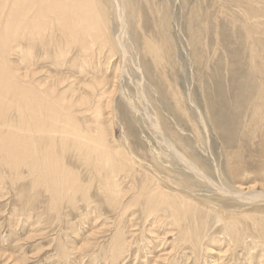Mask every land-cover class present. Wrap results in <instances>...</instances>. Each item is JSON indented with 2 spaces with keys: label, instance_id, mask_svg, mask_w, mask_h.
Segmentation results:
<instances>
[{
  "label": "rangeland",
  "instance_id": "obj_1",
  "mask_svg": "<svg viewBox=\"0 0 264 264\" xmlns=\"http://www.w3.org/2000/svg\"><path fill=\"white\" fill-rule=\"evenodd\" d=\"M254 1L133 0L132 5L136 6L139 15L140 23L136 25L134 36L138 45L146 38L160 50L158 65H153L147 55L144 62L147 63L151 84L158 91V96L160 93V100L163 103L168 101L174 109L172 112L164 106L169 134L199 164L204 160L210 163L213 160L221 167L227 164L225 173L228 179L241 183L243 188L264 189V126L251 119V102L256 96L259 74L254 73L249 64L247 45H252V38L246 33L250 27L247 15L264 21V0ZM0 16L3 15L0 13ZM262 28L264 25L260 28L261 34L254 35L257 45H264ZM59 48L65 49V45H59ZM69 51L68 56L59 58L53 51L43 53L40 47H34L29 55L34 62L29 67L17 50L9 52L8 60L13 70L20 67V71L27 75L24 78L26 82L40 81L43 89V85H56L62 96L67 97L73 87L71 96L85 95L87 84L96 78L109 86L108 80H112L115 73L113 65L117 61V53L104 54L95 50L84 58L75 47ZM72 59L73 65L70 66ZM84 67L86 73H78V68L82 71ZM122 68L121 88L139 96L140 103L146 105L144 94L135 92L136 81L134 85L128 80V71L132 74L133 66L129 63ZM14 85L13 82L0 89V97L7 99L14 91ZM117 92L118 89L111 94L116 110L114 118L111 119L112 105L103 111L105 129L110 132L113 128L116 140L125 131L131 150L150 165L147 148L154 142L147 135L148 129H143L149 122L148 113L141 111L135 114L139 122L127 119L124 97ZM174 92L177 93L178 104L172 100ZM156 94L149 90L152 107L159 108V103L154 102H159ZM3 102L6 103L5 100ZM10 106L8 119L11 122L19 117V112L15 110V103L10 102ZM194 107L203 116L205 126L195 118L197 112ZM190 108L195 110L194 113ZM202 136L205 140L208 138L205 146ZM76 168L80 180L86 179V169L82 166H74L73 169ZM22 174L27 175L28 171L23 169ZM88 194L94 204L92 209L88 208L82 194L77 196V208L72 204L56 205L50 202L46 188L34 190L28 179H19L16 172H7L0 166V264H113L110 255L119 232L117 222L121 223L123 218L117 221L115 212L105 206L96 181H93ZM204 194L197 197H205ZM214 197L218 196L215 194ZM216 201L217 208L229 216L227 219L235 215L234 220L239 226L242 228L244 225L238 233L246 237L239 243L236 240L231 242L222 233L223 223L219 222L207 236L211 239L207 242L210 250L199 252L197 257L179 234L164 230V226L159 228L160 222L155 231L149 232V223L140 219V210L135 209V213L129 211L125 219L135 218L137 225H129L128 229L123 225L127 239L124 253L115 264H167L163 260L167 252L171 255L169 264H261L264 236L256 237L258 241H255L251 221L244 217L247 214V217H259V228L264 229V199ZM128 230L130 237L126 234ZM174 236L176 246H173ZM172 247L176 249L170 251Z\"/></svg>",
  "mask_w": 264,
  "mask_h": 264
},
{
  "label": "bare ground",
  "instance_id": "obj_2",
  "mask_svg": "<svg viewBox=\"0 0 264 264\" xmlns=\"http://www.w3.org/2000/svg\"><path fill=\"white\" fill-rule=\"evenodd\" d=\"M132 4L133 0H0V13L3 15L0 16V89L15 83L14 91L7 99L2 95L0 97V166L7 172H16L19 179H28L34 190L46 188L50 202L56 205L72 204L75 208L77 196L81 194L88 208H93L88 193L93 181H96L105 206L115 212L117 221L123 218L121 223L117 222L119 232L111 249L110 260L113 264L124 253L127 239L124 226L128 229L129 225L136 224L135 218L125 219L129 211L133 210L134 214L135 209L140 210V219L149 223V232L155 231L160 222L159 228L164 226V230L179 234V238L184 239L182 241L197 257L199 252L210 250L207 242L211 239H207V236L216 223L222 222V233L231 242L236 240L239 243L246 237L238 233L244 225L242 228L239 226L234 220L235 215L227 219L229 216L217 208L215 199L260 201L264 199V189L252 186L243 188L241 183L236 184L228 179L225 173L227 164L219 167L212 159L211 163L204 160L199 164L169 134L163 113L164 106L171 109L172 105L160 100V93L158 96V91L151 84L147 63L144 62L147 55L153 65H158L160 50L146 38L138 45L134 36L137 23H140L139 15ZM247 18L250 27L246 33L252 38V45H247L249 64L252 71L259 74L256 96L251 102V119L264 126V45H257L258 40L254 37L262 33L260 28L264 21L252 15H247ZM242 20L244 22V16ZM59 45H65V49L59 48ZM34 47H40L43 53L53 51L59 58L68 56L73 47L84 58L95 50L104 54L115 52L118 57L113 65V79L108 80V87L103 81H97L98 78L90 81L85 95L71 96L73 87L68 98L62 96L56 85H43V89L40 81L26 82L24 78L27 75L20 71V67L13 70L8 60L9 52L17 50L25 57L29 67L34 62L29 57ZM72 63L73 59L70 66ZM129 63L134 70L132 74L130 70L128 74L126 72L128 80L134 85L136 81L135 92L144 94L146 105L140 103L139 96L121 88L122 67ZM80 72L86 73V67L82 71L78 68ZM117 89V93L124 97L127 119L139 122L135 114L141 111L148 113L146 117L149 122L145 123L143 129H148L147 135L154 142L147 148L150 165L131 150L124 136L125 131L116 140L113 128L110 132L105 129L103 111L112 105L111 119L114 118L116 110L111 94ZM150 89L157 92L159 102H154L159 103V108L151 105ZM176 95L174 92L172 100L178 104ZM10 102L15 103V110L19 112V117L11 122L8 119L12 108ZM194 115L200 120L199 123L205 124L201 113ZM204 138L205 146L208 138ZM74 166L86 169V179L80 180ZM23 169L28 171L27 175L22 174ZM201 193H205V197H197ZM247 216L244 218L251 221L255 230L253 239L258 241L256 237L260 239L264 236V229L259 228L261 220ZM126 234L130 237L129 230ZM173 239V246H176L175 236ZM175 249L172 247L170 251ZM163 256V260L169 264L170 252ZM262 257L260 263L264 264V254Z\"/></svg>",
  "mask_w": 264,
  "mask_h": 264
}]
</instances>
